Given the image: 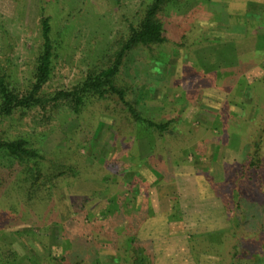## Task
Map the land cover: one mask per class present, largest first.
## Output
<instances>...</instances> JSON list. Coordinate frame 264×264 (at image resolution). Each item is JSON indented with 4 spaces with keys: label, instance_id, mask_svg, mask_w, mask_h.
I'll return each mask as SVG.
<instances>
[{
    "label": "rangeland",
    "instance_id": "obj_1",
    "mask_svg": "<svg viewBox=\"0 0 264 264\" xmlns=\"http://www.w3.org/2000/svg\"><path fill=\"white\" fill-rule=\"evenodd\" d=\"M141 1L0 0V67L14 74L18 88H28L41 43L40 7L44 6L53 37L61 45L42 93L71 89L88 70L105 64L117 39L135 20ZM246 1L250 0H182L168 6L162 13L167 41L155 45L152 54L138 48L126 57L117 83L131 88L128 98L144 116L155 121L175 119L179 132L171 139L164 141L136 122L115 97L91 103L79 116L60 100L43 108L15 110L0 120V139L26 136L45 154L48 167L52 162L60 165L59 170L71 166L77 172L72 176L66 170L58 176L49 196L39 190L28 198L24 189L28 183L16 186L0 159V240L18 254L21 264H46L49 256L62 254L66 238L73 241L78 235L86 242L93 238L90 244L97 250H87L86 242L72 245L65 264H125L121 241L113 238L130 218L122 216L119 208L104 219L112 196L120 205L129 198L131 214L143 216L136 236L145 240L142 236H154L155 241L149 239L153 264H218L210 254L200 253L194 259L187 236L227 225L221 202L203 172L221 180L225 162L241 158L234 128L242 122L243 104L251 100L247 83L262 77L264 67L255 63L242 71L244 79L224 85L204 68L215 67L217 53L225 54V46L232 44L229 40L246 36L247 27L255 42L248 55L264 60L252 21L263 15L264 0H251L260 3L259 14L235 12ZM257 32L263 33L264 27ZM256 65L260 68L246 73ZM216 122L222 132L220 142L215 141ZM217 145L221 146L218 157ZM208 150L214 152L213 158L204 160L200 154L205 156ZM133 182L140 187L135 200V192L128 194ZM174 202L181 217L173 215ZM102 224L105 228L99 232Z\"/></svg>",
    "mask_w": 264,
    "mask_h": 264
},
{
    "label": "trees",
    "instance_id": "obj_2",
    "mask_svg": "<svg viewBox=\"0 0 264 264\" xmlns=\"http://www.w3.org/2000/svg\"><path fill=\"white\" fill-rule=\"evenodd\" d=\"M181 1L142 0L135 20L129 23L127 33L117 39L116 47L110 53L105 64L97 69L88 70L83 79L71 89L57 90L52 94L42 93V87L51 76L53 63L61 44L53 37L51 18L49 15H45V7L41 6L39 20L41 43L35 58L33 79L28 88L24 91L18 88L14 74L7 68L0 67V120L10 116L15 110L43 108L46 104L56 103L60 100L67 103L71 113L79 116L80 112L82 114V110L91 103L115 97L136 122L143 123L146 128L148 127V130L157 132L164 141L171 139L179 132L175 125V119L155 121L141 114L135 107V103L128 98L131 88L119 85L117 77L126 57L132 50L142 48L152 54L151 50L155 45H162L167 41L162 13L166 12L168 6H175ZM252 21H254L253 27L256 31L257 49L264 52V32H257L259 28L264 27V12L260 18ZM246 30V35L250 34L251 28L247 27ZM254 58V54L237 57L231 67H227L231 68V71L217 69L214 74L212 70V73H207V75H215L217 83L221 81L222 85L234 82L236 79L239 81L244 79L242 71L251 65L259 63L264 67V60L256 61ZM247 86L251 100L249 103L243 104L242 122L234 128L237 135L235 136L237 137L236 142L239 146L237 150L240 152L241 158L233 162H225L221 180H215L207 170L203 172L215 197L221 202L227 225L207 233L188 234L187 243L194 259H197L200 253H204L216 256L218 264H264V75L252 79L247 83ZM214 126L219 127L217 122ZM216 130L218 132L215 134V141L220 142L222 140H219L218 137L222 132L219 128ZM0 159L4 160L6 164L4 166L5 171H8L6 175L15 179L16 186H21L22 182L28 183L24 188L28 198H31L33 193L39 190L46 191L45 195L49 196L48 190L56 186L58 176L65 174L66 170L72 176L77 173L71 166H66V170H59L60 165L52 164V162H50L52 167H48L45 162V154L23 135L0 139ZM53 167H55V171ZM161 175H163L162 172ZM135 182L143 183L137 180ZM138 190L140 191V187L134 183V188L128 192L130 195L135 192L132 194V199L135 195L137 196ZM128 202L129 198H126V201L121 202L120 205L115 196L108 199L110 204L104 210V219L113 215L119 208H121L122 216L125 217L124 214H129L127 218H130L121 234L114 232L113 242L121 241L119 249L122 251L123 263L153 264L152 241L139 239L136 236L137 229L143 219L140 217L142 215L131 214L130 209L133 207L128 208ZM173 207V215L181 217L178 202H174ZM86 217L91 216L86 214ZM99 221L95 219V222L99 223ZM101 226L99 232L105 228L104 224ZM63 234L67 235L64 232ZM82 237L76 236V242L74 239L73 241L66 240L65 237L62 254L49 256L46 259V264H65L66 255L72 245L81 247V242L85 244L86 241ZM88 240L86 249H94L95 246L90 244L94 243L93 238ZM86 249L84 248L85 251ZM84 253L87 254V252ZM91 253L94 251L89 252V254ZM115 261H117L116 258ZM32 262L34 263L36 260ZM19 263L18 254L0 240V264Z\"/></svg>",
    "mask_w": 264,
    "mask_h": 264
},
{
    "label": "crops",
    "instance_id": "obj_3",
    "mask_svg": "<svg viewBox=\"0 0 264 264\" xmlns=\"http://www.w3.org/2000/svg\"><path fill=\"white\" fill-rule=\"evenodd\" d=\"M260 3H256L254 1H246L243 5V8L240 9V7L236 8L237 10L235 12L240 13V15H247L254 13V14H259L260 12ZM258 16V15H257ZM252 17V16H251ZM232 44H228L225 46L224 49V53H217V65L215 67H221L222 68H227V67H231L232 62H234L236 60V58L238 56H244V55H248L250 53H252L255 50V42L253 37L251 36H244L242 38L236 39L235 42L229 40ZM228 42V41H226ZM229 42V43H230ZM228 50V52H227ZM215 67H210L208 68H204L205 71H212L215 70ZM260 68V66H253L250 69H248L246 71V73L248 72H252L253 70L255 71V69ZM262 74L264 75V71H262ZM217 152L216 155L218 157V155L220 154V147L219 145L215 146ZM214 151V150H213ZM200 154V153H199ZM203 155L201 158H205L204 160H210L213 158L214 152L212 154H210V151L208 150L204 156V153L200 154ZM197 157V156H196ZM200 157V156H199ZM144 228V226H142ZM143 238H148V239H155L154 236L152 237V235H148V236H142ZM155 241V240H154ZM154 243V242H153Z\"/></svg>",
    "mask_w": 264,
    "mask_h": 264
}]
</instances>
